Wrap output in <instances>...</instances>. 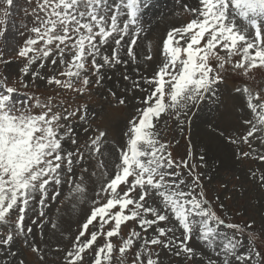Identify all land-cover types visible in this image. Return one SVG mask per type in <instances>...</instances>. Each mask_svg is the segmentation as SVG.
<instances>
[{
    "label": "snow or ice",
    "instance_id": "6c2138e0",
    "mask_svg": "<svg viewBox=\"0 0 264 264\" xmlns=\"http://www.w3.org/2000/svg\"><path fill=\"white\" fill-rule=\"evenodd\" d=\"M13 3L0 0L5 18ZM145 6L146 0H35L26 12L33 23L16 49V57L24 61L20 78L10 85L7 77H0V246L21 235L27 242L32 233L26 222L29 212L39 208L42 223L47 215L43 209L67 184L73 199H90L91 209L78 234L69 238L65 264H85L86 257L89 264H111L116 251L124 264L134 248L131 264H159L155 247L192 258L198 255L189 246L194 235L215 251L206 264H264V248L257 246L256 233L248 231L253 224L242 227L219 215L202 191L198 166L174 159L157 130L163 115L174 117L183 130L205 101L218 97L229 71L248 77L264 69V0H198L196 7L184 6L192 18L168 30L160 50L162 62L151 76L140 74L125 88L138 106L122 143H111L106 131L93 129L87 106L72 110L60 92L16 97L17 84L27 88L37 80L82 95L93 77L96 85L102 84L107 69L137 65ZM4 34L0 29V36ZM143 59H154L151 46ZM48 61L62 70L43 74ZM0 62H10L3 51ZM234 91L242 97L239 110L246 131L228 137L229 142L255 152L253 142L264 148V89L244 83ZM118 103L124 105L126 99L120 97ZM247 115L251 118H243ZM74 121L88 125L86 136L93 133L83 145ZM69 143L72 147L66 148ZM188 155H193L191 146ZM257 158L264 161V152ZM93 178L98 186L90 198ZM259 182L264 186V174ZM48 223L53 230L59 226L52 218ZM128 223L133 227L125 237L121 230ZM220 226L232 234L220 232ZM245 235L246 245L239 239ZM113 238L121 241L118 246ZM32 248L39 251L34 244Z\"/></svg>",
    "mask_w": 264,
    "mask_h": 264
},
{
    "label": "rangeland",
    "instance_id": "374dc122",
    "mask_svg": "<svg viewBox=\"0 0 264 264\" xmlns=\"http://www.w3.org/2000/svg\"><path fill=\"white\" fill-rule=\"evenodd\" d=\"M169 1L170 4H168ZM197 3L198 0L194 2L193 0H146V6L142 8L140 16L143 31L140 33L141 39L136 48L139 54L138 64L130 63L127 66L120 65L107 69L101 85H96L93 77V84L89 90L78 95L64 92L55 86L50 87L46 82L37 80L35 83H30L27 88L17 84L16 86L19 87L17 99H25L26 95L33 93L47 97L60 92V96L67 101L66 106L71 105L72 110H75L77 105L87 106L93 129L99 128L106 131L111 143H122L128 121L135 115V108L138 106L133 94L125 92V88L131 86V80L139 79L140 74L145 76L153 74L162 62L160 50L168 30L181 26L191 19V15L184 6L196 7ZM34 6L35 0H14L6 18L0 13V21H3L0 29L5 30V34L0 36V51L4 53V60L10 61L0 62V77H7L10 85L20 78L19 70L24 61L16 57V49L29 35L27 28L32 26L33 17L26 15V12L30 13ZM149 46L154 59L145 62L143 55ZM137 68L138 71H136ZM61 70L59 65L53 68L48 61L43 68V74L52 75ZM124 75H129L131 79L125 81ZM30 81L29 76L26 83ZM244 83L253 90L264 89V69L254 70L248 77L238 76L229 71L224 82L219 86L218 97L205 101L200 110L196 111L191 122L184 123L183 130L175 118L169 115H163L157 130L160 138L175 149L174 159L177 161L186 159L190 166L191 164L198 166L196 171L201 175L202 191L218 214L227 222L239 224L242 227L251 222L253 228L248 231L255 232L260 243L264 244V186H261L259 182V176L264 174V161L257 158L259 153L264 152V148H260L256 142H253L252 147L257 149L253 152L248 145L232 144L228 139V137L242 136L246 131L241 123L243 114L239 110L242 97L234 91L236 87ZM112 92L116 93L115 97ZM139 95L140 93L137 92L136 96ZM120 97L126 99V104L118 103ZM243 118H251V116L247 115ZM74 123L76 124L75 133L79 137L80 144L83 145L88 136L93 133L88 132L86 136L84 129L88 125H81L76 121ZM221 132L223 135H220ZM190 146L193 149L191 157L188 155ZM65 147L72 146L69 143ZM241 152H249L250 155L244 157L240 154ZM200 155L205 157L203 162L199 160ZM202 163L204 166H200ZM97 186L98 181L93 178L88 190L90 198H94ZM221 204L224 206L222 209ZM90 209V199L84 202L73 199L69 194V185L65 184L61 196L57 200L50 201L43 209L47 215L42 223L38 215L39 208L36 212H29L26 222L32 227V233L27 237V242L21 235L9 244L0 246V264H20L21 261L23 264H65V252L71 247L69 238L74 239L78 234V229L90 214ZM48 218L58 222L59 226L56 230L52 229ZM132 227L131 223H128L126 227L122 226L121 235L126 237ZM219 231L232 234V230L223 226H220ZM2 233L3 230L0 229V234ZM239 239L246 245V235ZM120 242L118 238H113L115 245L118 246ZM33 244L39 251H33ZM189 246L198 255L192 258L185 255L176 256L174 252L159 247H155L153 251L159 253V264H206L210 256L215 258L213 248H209L196 235L190 240ZM134 252L135 248L126 254L127 259L124 264H131ZM2 258L7 259L6 262ZM85 264H89L87 257ZM111 264H121L118 251L113 253Z\"/></svg>",
    "mask_w": 264,
    "mask_h": 264
},
{
    "label": "bare ground",
    "instance_id": "6f19581e",
    "mask_svg": "<svg viewBox=\"0 0 264 264\" xmlns=\"http://www.w3.org/2000/svg\"><path fill=\"white\" fill-rule=\"evenodd\" d=\"M171 1H172V0H171ZM175 1H176V0H175ZM184 1H185V0H184ZM194 1H195V0H193V2H194ZM196 1H197V0H196ZM172 3H173V2H172ZM174 3H176V2H174ZM153 4H154V3H153ZM168 4H170V1H169ZM190 4H191V3H190ZM193 4H195V3H193ZM159 5H160V4H159ZM159 5H158V6H159ZM165 5H166V4H165ZM171 5H172V4H171ZM171 5H170V6H171ZM173 5H174V4H173ZM154 6H155V5H154ZM158 6H157V7H158ZM168 6H169V5H168ZM168 6H167V7H168ZM161 7H162V6H161ZM159 8H160V7H159ZM150 10H151V9H150ZM161 10H162V9H161ZM163 11L165 12V10H163ZM158 12H160V11H158ZM161 13H162V12H161ZM149 14H151V13H149ZM154 14H155V13H154ZM155 15H156V14H155ZM160 15H161V14H160ZM151 18H152V17H151ZM215 148H216V147H215Z\"/></svg>",
    "mask_w": 264,
    "mask_h": 264
}]
</instances>
